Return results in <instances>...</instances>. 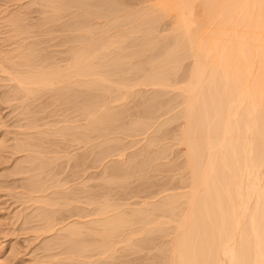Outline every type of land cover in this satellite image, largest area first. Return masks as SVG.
<instances>
[{
    "label": "bare ground",
    "instance_id": "6f19581e",
    "mask_svg": "<svg viewBox=\"0 0 264 264\" xmlns=\"http://www.w3.org/2000/svg\"><path fill=\"white\" fill-rule=\"evenodd\" d=\"M0 264H264V0H0Z\"/></svg>",
    "mask_w": 264,
    "mask_h": 264
},
{
    "label": "rangeland",
    "instance_id": "374dc122",
    "mask_svg": "<svg viewBox=\"0 0 264 264\" xmlns=\"http://www.w3.org/2000/svg\"><path fill=\"white\" fill-rule=\"evenodd\" d=\"M148 3H149V2H148ZM148 3H145V4H143V5H148ZM150 3H151V2H150ZM143 5H140V6H143ZM173 127H174V126H173ZM129 141H130V139H129ZM135 148H137V146H136ZM132 150H134V149H132ZM132 150H130V151H132ZM172 157H173V156H172ZM172 157H171V158H172ZM180 157H182V156H180ZM180 157L177 156L178 159H181ZM175 158H176V157H175ZM178 159H177V161H178ZM182 159H183V158H182ZM175 160H176V159H175ZM177 161H176V162H177ZM181 161H182V160H181ZM178 172H179V171H178Z\"/></svg>",
    "mask_w": 264,
    "mask_h": 264
}]
</instances>
